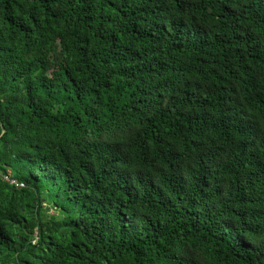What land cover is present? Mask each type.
<instances>
[{
    "label": "trees",
    "instance_id": "1",
    "mask_svg": "<svg viewBox=\"0 0 264 264\" xmlns=\"http://www.w3.org/2000/svg\"><path fill=\"white\" fill-rule=\"evenodd\" d=\"M0 264H264V0H0Z\"/></svg>",
    "mask_w": 264,
    "mask_h": 264
},
{
    "label": "built area",
    "instance_id": "2",
    "mask_svg": "<svg viewBox=\"0 0 264 264\" xmlns=\"http://www.w3.org/2000/svg\"><path fill=\"white\" fill-rule=\"evenodd\" d=\"M6 179H8V178L6 177ZM10 182L11 183H15L16 185H19V186H22L23 185L22 183H18L17 181H15L13 179H10Z\"/></svg>",
    "mask_w": 264,
    "mask_h": 264
},
{
    "label": "rangeland",
    "instance_id": "3",
    "mask_svg": "<svg viewBox=\"0 0 264 264\" xmlns=\"http://www.w3.org/2000/svg\"><path fill=\"white\" fill-rule=\"evenodd\" d=\"M53 212H54V210H53V209L49 210V213H53Z\"/></svg>",
    "mask_w": 264,
    "mask_h": 264
}]
</instances>
